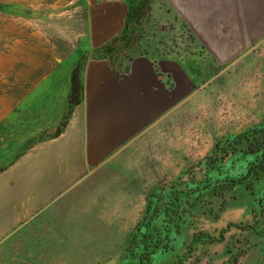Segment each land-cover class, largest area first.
I'll list each match as a JSON object with an SVG mask.
<instances>
[{
	"label": "rangeland",
	"instance_id": "1",
	"mask_svg": "<svg viewBox=\"0 0 264 264\" xmlns=\"http://www.w3.org/2000/svg\"><path fill=\"white\" fill-rule=\"evenodd\" d=\"M20 2L0 0V66L14 20L55 23ZM230 24L231 0L130 4L105 57L154 59L175 98L136 159H65L56 95L4 119L0 175L45 191L0 239V264H264V37L230 55Z\"/></svg>",
	"mask_w": 264,
	"mask_h": 264
},
{
	"label": "crops",
	"instance_id": "2",
	"mask_svg": "<svg viewBox=\"0 0 264 264\" xmlns=\"http://www.w3.org/2000/svg\"><path fill=\"white\" fill-rule=\"evenodd\" d=\"M133 1L21 0L33 13L56 12V19L54 24L38 19L34 25L14 20L12 54L0 66V126L20 105L27 110L31 103L42 105L43 96L56 95L68 113L55 136L65 159L85 168L90 161L142 155L143 138L155 133L175 98L174 85L154 59L105 57L126 31ZM263 37L264 0H231L230 55L239 44L252 46ZM216 40L222 46V38ZM12 174L10 169L0 175L1 240L31 218L39 207L36 191H45L29 184L19 193L9 183Z\"/></svg>",
	"mask_w": 264,
	"mask_h": 264
},
{
	"label": "trees",
	"instance_id": "3",
	"mask_svg": "<svg viewBox=\"0 0 264 264\" xmlns=\"http://www.w3.org/2000/svg\"><path fill=\"white\" fill-rule=\"evenodd\" d=\"M73 91V90H72ZM74 100V96H73V94H72V97H71V101H73Z\"/></svg>",
	"mask_w": 264,
	"mask_h": 264
}]
</instances>
